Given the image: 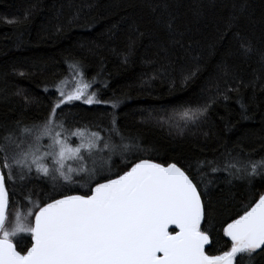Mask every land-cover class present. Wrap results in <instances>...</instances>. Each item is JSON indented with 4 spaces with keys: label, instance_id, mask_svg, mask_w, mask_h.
I'll return each mask as SVG.
<instances>
[{
    "label": "trees",
    "instance_id": "obj_1",
    "mask_svg": "<svg viewBox=\"0 0 264 264\" xmlns=\"http://www.w3.org/2000/svg\"><path fill=\"white\" fill-rule=\"evenodd\" d=\"M235 2L178 0L172 10L185 26V44L192 43L186 51L165 43L163 33L150 23L154 17L144 6L145 0H0V126L43 124L58 98L54 84L72 77L70 64L78 62L83 79L93 85L90 92L105 103L63 105L65 128L109 133L114 113L124 143L138 145L121 148V153L134 160L176 162L192 174L198 160L219 156L237 144L259 160L264 157V69L258 55L264 0H250L252 23L248 19L241 22L256 53L243 58L239 42L231 35L217 43L214 51L210 49ZM137 27L145 33L143 38H136ZM130 37L134 47H129ZM229 50L230 56L226 55ZM196 55L199 60L193 59ZM225 60L244 82L239 85L240 95L249 118H242L238 94L229 93L227 102L213 104L195 122L186 121L182 114L195 112L215 92V88L208 91L210 83L220 79L223 86L217 65ZM197 67L196 76L185 82L188 72ZM253 81L254 87H244ZM115 101L119 103L112 108ZM121 153L110 162L117 166L113 173L125 167ZM225 179V173L216 174L208 189L217 229L225 220L238 218L250 197L246 184H228ZM26 187L32 189L34 199H40L51 184L36 178ZM9 189L11 192V182ZM70 190L81 194L89 189L70 186ZM16 195L20 200L26 195L19 185ZM212 237L213 244L206 249L211 254H221L230 245L222 231H214ZM13 240H23V246L30 247V237L25 234Z\"/></svg>",
    "mask_w": 264,
    "mask_h": 264
},
{
    "label": "snow or ice",
    "instance_id": "obj_2",
    "mask_svg": "<svg viewBox=\"0 0 264 264\" xmlns=\"http://www.w3.org/2000/svg\"><path fill=\"white\" fill-rule=\"evenodd\" d=\"M177 3L178 0H145L144 6L152 13L154 19L150 23L163 33L165 43L188 51L192 43L185 44V26L172 10ZM232 7L210 49L214 51L217 43L231 35L239 42L242 57L248 59L257 52L241 29L245 19L252 23L248 15L250 0H236ZM134 30L137 39L145 36L138 27ZM259 39V63L264 69V23ZM129 40V47H134L135 40ZM231 54L229 50L226 55ZM217 67L223 86L220 79L210 83L208 91L215 88V92L195 112L185 111L182 115L186 121L195 122L213 104L227 102L231 99L229 93L238 94L236 103L242 118H249L240 95L239 85L244 82L230 71L226 60ZM70 68L73 78L79 79L67 92V77L54 84L59 97L54 99L43 124L21 128L17 122L15 128L0 126V264H264V157L256 160L237 144L232 149L225 148L219 156L198 160L195 174L176 162L165 165L142 157L134 160L123 153L121 163L125 167L116 173L112 168L117 166L110 162L107 174L104 165L89 169L82 150L91 158L93 150L115 154L118 149L138 145L124 143L114 113L107 139L85 127L71 133L80 140L79 146L73 148L69 144L64 125L67 114L62 106L74 101L89 106L105 103L95 92H89L91 82L83 79L78 62L70 64ZM197 71L198 67L190 70L185 82ZM254 86V81L244 84ZM118 103L113 102L111 107L116 108ZM44 139L50 143L48 150L42 152ZM49 157L55 167L44 163ZM69 160L80 161V167H71ZM218 173L226 174L225 183L246 184L250 197L238 218L225 220L217 229L208 189ZM85 175L89 190L73 194L70 186L82 182L75 177ZM36 178L51 181V187L40 199H34L32 189L26 187ZM17 185L26 193L23 200L17 198ZM214 231H222L230 242L221 254L206 250L213 244ZM20 234L30 237V247H24L23 240L14 243L13 238Z\"/></svg>",
    "mask_w": 264,
    "mask_h": 264
},
{
    "label": "rangeland",
    "instance_id": "obj_3",
    "mask_svg": "<svg viewBox=\"0 0 264 264\" xmlns=\"http://www.w3.org/2000/svg\"><path fill=\"white\" fill-rule=\"evenodd\" d=\"M76 79H79V77L73 78V76H72L70 78L69 77L67 78L66 83H65V86H64V90L66 92L73 89ZM92 88H93V85H92ZM89 92H90V90H89ZM58 97H59V93H58ZM73 103H82V102L81 101H74ZM65 129H67V128H65ZM67 130L68 131H67L66 135H68V142H69V144L73 148L79 146L80 140L75 135H71V133L72 132H75L76 130H74L73 128L67 129ZM100 135L102 137H104L105 139H107L108 136L110 135V133H105V134H100ZM113 139H114V141H116V139H118V138L117 137H113ZM41 143L43 145H45V147L42 149V152L43 151H47L48 149H47L46 146L50 143V141L48 139H44V140L41 141ZM120 153H121V150L120 149H118L115 154H113L110 151H100V152H98L96 150H93L92 157L89 158L88 157V153L86 151H83L82 150V155H84L86 157V161L85 162L87 164V167L89 169H92L94 166L104 165L105 173L106 174H107L108 163L111 162L112 160H114V158H116L118 155H120ZM109 157H111V160L110 161H109ZM44 163L48 164L50 167H55V165L52 164V161H51V158L50 157L48 159H46L44 161ZM68 164L71 167H73V168H79L80 167V161L69 160L68 161ZM33 176L34 177L36 176L35 171H33ZM75 178L76 179L82 178L84 180H82L81 183H77V184L72 185V186H74L76 188H80L82 190L88 189V182H87L88 181V177L86 175L85 176H76ZM47 183L48 184H51V181H48Z\"/></svg>",
    "mask_w": 264,
    "mask_h": 264
},
{
    "label": "water",
    "instance_id": "obj_4",
    "mask_svg": "<svg viewBox=\"0 0 264 264\" xmlns=\"http://www.w3.org/2000/svg\"><path fill=\"white\" fill-rule=\"evenodd\" d=\"M173 228H174V226H172V227H170L169 228V231H173ZM178 231V230H177ZM226 238V237H225ZM226 240H227V238H226ZM209 246H207V248H208Z\"/></svg>",
    "mask_w": 264,
    "mask_h": 264
},
{
    "label": "flooded vegetation",
    "instance_id": "obj_5",
    "mask_svg": "<svg viewBox=\"0 0 264 264\" xmlns=\"http://www.w3.org/2000/svg\"><path fill=\"white\" fill-rule=\"evenodd\" d=\"M170 232H172V231H170ZM174 234V233H173Z\"/></svg>",
    "mask_w": 264,
    "mask_h": 264
}]
</instances>
